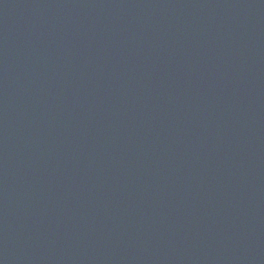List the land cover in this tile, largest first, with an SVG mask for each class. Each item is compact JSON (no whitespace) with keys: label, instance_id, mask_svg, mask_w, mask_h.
<instances>
[{"label":"water","instance_id":"1","mask_svg":"<svg viewBox=\"0 0 264 264\" xmlns=\"http://www.w3.org/2000/svg\"><path fill=\"white\" fill-rule=\"evenodd\" d=\"M0 264H264V0H0Z\"/></svg>","mask_w":264,"mask_h":264}]
</instances>
